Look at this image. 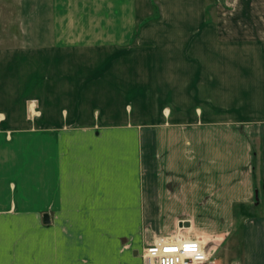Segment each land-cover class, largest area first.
Segmentation results:
<instances>
[{"label":"crops","instance_id":"0c3cea01","mask_svg":"<svg viewBox=\"0 0 264 264\" xmlns=\"http://www.w3.org/2000/svg\"><path fill=\"white\" fill-rule=\"evenodd\" d=\"M158 238L264 264V0H0V264Z\"/></svg>","mask_w":264,"mask_h":264},{"label":"built area","instance_id":"2783aa9c","mask_svg":"<svg viewBox=\"0 0 264 264\" xmlns=\"http://www.w3.org/2000/svg\"><path fill=\"white\" fill-rule=\"evenodd\" d=\"M142 264H206L204 245L196 239L158 238L144 248Z\"/></svg>","mask_w":264,"mask_h":264},{"label":"rangeland","instance_id":"374dc122","mask_svg":"<svg viewBox=\"0 0 264 264\" xmlns=\"http://www.w3.org/2000/svg\"><path fill=\"white\" fill-rule=\"evenodd\" d=\"M215 1H216V0H208V2H209L210 4H214ZM205 235H207V234H205ZM206 250H208V249H206ZM212 258H213V257H211L210 260H209V262L206 263V264H218V263L214 262V259H212Z\"/></svg>","mask_w":264,"mask_h":264},{"label":"water","instance_id":"95a60500","mask_svg":"<svg viewBox=\"0 0 264 264\" xmlns=\"http://www.w3.org/2000/svg\"><path fill=\"white\" fill-rule=\"evenodd\" d=\"M44 221H45V222H48V218H47V216H44Z\"/></svg>","mask_w":264,"mask_h":264}]
</instances>
